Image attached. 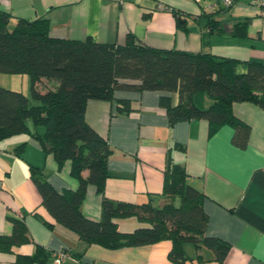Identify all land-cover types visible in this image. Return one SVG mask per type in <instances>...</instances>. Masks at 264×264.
I'll use <instances>...</instances> for the list:
<instances>
[{
    "label": "crops",
    "instance_id": "obj_1",
    "mask_svg": "<svg viewBox=\"0 0 264 264\" xmlns=\"http://www.w3.org/2000/svg\"><path fill=\"white\" fill-rule=\"evenodd\" d=\"M221 2V0H219ZM198 0H0V11L11 15L9 28L20 19H48L50 35L57 39L123 45L129 34L153 48L207 53L240 61L264 64V17L254 0H238L231 8L199 6ZM172 10L181 13L187 31L177 25ZM214 14L224 30L205 26L202 15ZM251 19L244 39L232 35L233 26ZM38 85L51 88L46 80ZM45 92V91H43ZM158 91H117V100L131 101L132 110L119 114L116 102L90 100L86 121L107 139L112 155L108 162L106 197L132 204L152 202L162 206L164 170L169 156L183 166L188 183L205 195L204 210L209 217L206 235L227 242L231 248L224 264H264V109L251 102L233 105L237 119L250 127L245 147L234 142L230 125L210 134L206 120L170 125L160 106ZM177 102V97L174 96ZM26 144L21 155L16 149ZM31 167L43 169L58 191L78 188L67 163L59 169L54 157L43 151L29 135H18L0 142V235L13 228L9 217L23 218L32 243L0 252V264H17V257L32 256L36 245L51 253L53 264L59 253L68 256L62 264H174L169 260L170 241L155 245L109 250L98 245L86 247L79 236L58 224L42 205V198L31 179ZM88 176V172L84 173ZM103 197L90 185L83 204L84 215L99 221ZM52 227H48L47 223ZM122 233L148 227L136 217L115 220ZM194 259L187 264H221L212 250L185 246ZM207 253V258L203 256ZM202 256L203 263L197 261Z\"/></svg>",
    "mask_w": 264,
    "mask_h": 264
},
{
    "label": "trees",
    "instance_id": "obj_2",
    "mask_svg": "<svg viewBox=\"0 0 264 264\" xmlns=\"http://www.w3.org/2000/svg\"><path fill=\"white\" fill-rule=\"evenodd\" d=\"M172 13L178 27L187 31L185 15L175 10ZM201 18L207 28L225 29L214 14L204 13ZM10 20L9 13L0 11V73L29 76L31 97L0 86V142L29 135L40 143L45 154L54 157L59 169L70 163L71 175L79 183L77 189L60 193L43 169L31 167V179L48 214L77 234L86 247L119 250L170 241L169 260L174 264L194 261L186 252L187 245L197 250L209 248L215 254L213 260L224 264L231 246L206 235L209 217L203 206L205 195L188 183L186 169L171 156L164 170L162 206L106 197L112 150L107 139L87 123V103L115 101L118 113L128 114L131 101H116L117 91H158L163 93L160 106L166 110L171 126L206 120L212 135L220 127L230 125L235 130V144L245 147L250 127L235 117L233 105L251 102L264 109V64L247 62V70L240 73V61L203 52L153 48L138 42L132 34L123 45L102 44L91 38L57 39L50 35L48 19H20L13 29L9 28ZM250 22L251 19H244L236 23L232 35L246 38ZM43 80L53 83L51 88L44 85L45 92L38 87ZM25 147L26 144L20 145L17 155ZM90 185L103 197L99 221L83 213ZM131 217L148 227L122 233L115 220ZM9 221L12 234L0 235L3 253L33 242L23 218L9 217ZM50 257L48 250L36 245L34 254L18 256L17 264H48ZM197 261L204 262L200 255Z\"/></svg>",
    "mask_w": 264,
    "mask_h": 264
},
{
    "label": "rangeland",
    "instance_id": "obj_3",
    "mask_svg": "<svg viewBox=\"0 0 264 264\" xmlns=\"http://www.w3.org/2000/svg\"><path fill=\"white\" fill-rule=\"evenodd\" d=\"M198 1L200 2L199 6L205 9H209L210 5H217L222 8L225 7L222 2H219V0H198ZM0 86L10 90L22 92L25 95L31 97V81L29 76L0 73ZM39 130H42V128H39ZM203 256L207 258L208 255L206 252H204Z\"/></svg>",
    "mask_w": 264,
    "mask_h": 264
},
{
    "label": "built area",
    "instance_id": "obj_4",
    "mask_svg": "<svg viewBox=\"0 0 264 264\" xmlns=\"http://www.w3.org/2000/svg\"><path fill=\"white\" fill-rule=\"evenodd\" d=\"M237 1L238 0H221V2L223 3V5L226 8L233 7ZM254 1H255L256 5L260 8L261 16L264 17V0H254ZM67 256L68 255L66 253H64V252L63 253L62 252L59 253L55 257V260L53 261V264H62Z\"/></svg>",
    "mask_w": 264,
    "mask_h": 264
}]
</instances>
